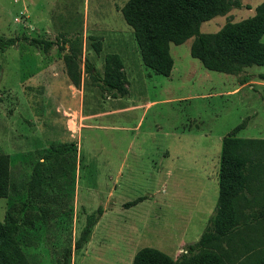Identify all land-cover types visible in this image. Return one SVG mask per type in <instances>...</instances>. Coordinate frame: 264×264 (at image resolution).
Wrapping results in <instances>:
<instances>
[{"label":"rangeland","instance_id":"1","mask_svg":"<svg viewBox=\"0 0 264 264\" xmlns=\"http://www.w3.org/2000/svg\"><path fill=\"white\" fill-rule=\"evenodd\" d=\"M127 1L0 0V36L17 39L0 53V153L10 168L0 223L7 212L19 218L16 239L29 264H132L144 247L175 259L215 211L222 138L245 120L234 138L264 140V66L239 75L208 71L190 56L189 38L168 45L172 69L158 75L144 65L122 18ZM262 2L240 0V8L199 31L213 34L251 17ZM74 38L81 58L76 86L64 61ZM30 39L54 45L44 53ZM111 53L122 60L123 98L108 97L83 72L88 62L102 76ZM240 79L253 85L230 93ZM48 155L46 185L29 195L34 166ZM56 155L64 158L61 168ZM98 208L89 241L75 249L86 217ZM240 236L248 241L254 233Z\"/></svg>","mask_w":264,"mask_h":264},{"label":"trees","instance_id":"2","mask_svg":"<svg viewBox=\"0 0 264 264\" xmlns=\"http://www.w3.org/2000/svg\"><path fill=\"white\" fill-rule=\"evenodd\" d=\"M231 7L240 8V0H128L120 9L125 23L133 30L144 65L158 75L167 77L172 59L167 47L181 45L192 38L189 54L208 71L237 75L250 66H264V2L254 9V15L235 23L224 24L216 33L202 34V23L222 15ZM27 41V38H22ZM91 47L99 54L101 45L91 38ZM16 38L0 36V53L16 44ZM69 55L64 57L72 84H78L81 64L77 38L68 41ZM29 44L44 53L54 45L42 39H30ZM59 49H63L57 44ZM162 52V53H161ZM122 60L117 54L104 57L103 74L84 62L83 72L93 84L110 98L127 95L121 72ZM242 125L222 138L218 171V197L215 211L198 240L183 248L175 259L162 251L144 247L133 256L132 264H264V140L234 138ZM62 152L58 150V154ZM55 156L57 168L63 157ZM50 156H43L34 166L26 189L38 196L44 182L42 168ZM60 165V166H59ZM10 192V168L7 154L0 153V198ZM137 199L126 203L132 206ZM102 214L101 208L86 217L74 243L81 249ZM20 229L17 216L7 212L0 223V264H29L16 239ZM254 233L247 240L240 236ZM252 237V238H251ZM68 259V255L66 256Z\"/></svg>","mask_w":264,"mask_h":264},{"label":"crops","instance_id":"3","mask_svg":"<svg viewBox=\"0 0 264 264\" xmlns=\"http://www.w3.org/2000/svg\"><path fill=\"white\" fill-rule=\"evenodd\" d=\"M122 8V7H121ZM120 8V9H121ZM237 75H239V74H237ZM248 79H240L239 80V87L238 88H235V89H233V90H231L230 91V93H236V92H238L241 88H244V87H246V86H251V85H253L252 84V82H250V81H247ZM192 98V97H191ZM173 100H175V99H173ZM172 100V101H173ZM244 122H245V120H243L240 124L242 125V129L244 128ZM239 124V125H240ZM238 126V125H237ZM234 129V128H233ZM225 137V136H224Z\"/></svg>","mask_w":264,"mask_h":264}]
</instances>
